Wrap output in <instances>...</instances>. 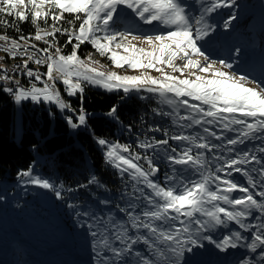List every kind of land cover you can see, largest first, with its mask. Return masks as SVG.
Listing matches in <instances>:
<instances>
[{
  "label": "snow or ice",
  "instance_id": "snow-or-ice-1",
  "mask_svg": "<svg viewBox=\"0 0 264 264\" xmlns=\"http://www.w3.org/2000/svg\"><path fill=\"white\" fill-rule=\"evenodd\" d=\"M235 6L236 0H208L197 18L188 15L182 0H0V24L5 29L11 27L19 31L15 22L26 23L29 19L35 29L34 34L20 35L18 39L0 33V50L6 53V58L26 57L23 64L13 66L11 72L0 67V82L3 83L0 91L9 94L16 105L26 101L54 105L61 114L70 113L64 115L65 123L76 130L88 127L89 117L83 106L85 84L125 95L146 91L172 106L169 115L175 114L176 127L196 126L201 130L171 135L165 130L163 139L153 136L137 144L145 150L143 154L132 153L129 145L96 138L98 145L106 149V162L121 174L129 175L134 182L135 199L144 203L139 211L131 204L129 208H120L127 213L128 226L123 220L116 221L112 217L102 219L75 201L66 204L76 217L83 219L80 226L86 228L92 238L94 264H129L128 257L138 243L152 251L149 257L135 250L136 264H187L185 253L202 247L201 240L214 244L220 251L238 248L246 239L241 231L230 232L219 241L207 234L229 223L253 233L251 242L244 246L253 253L259 249L258 264H264V179L258 185L248 167L252 163L259 164L260 168L255 171L264 177V156L258 157L247 148L237 147L264 136V76L257 79L247 73L238 74L233 71V63L212 60L204 50L215 31L206 17L218 9ZM121 8L129 10L133 23L124 30H117L114 26ZM66 14L73 19H66ZM235 19V14L230 13V19L223 23L224 29L227 30ZM76 21H80L78 27ZM136 21L161 30L137 34ZM41 22L47 27H41ZM63 23L68 27H63ZM59 37H66L63 44ZM33 40L43 42L46 47L40 48L31 43ZM85 43L101 57L107 56L114 67L154 70L160 76L153 77L147 71L139 76H122L100 70L102 66L92 60L91 54L84 58L79 55ZM68 45L72 46V51L64 54L62 48ZM233 51L239 56L241 50L235 48ZM30 61L46 65V73L29 68ZM166 68L171 71H165ZM54 71L58 76L54 77ZM17 75L40 82L42 86L32 82L24 87L16 79ZM57 80L68 97H79V106L73 107L71 100L63 98ZM180 106L185 109L184 114L179 111ZM48 114L55 113L49 111ZM106 115L119 121L115 105ZM215 126H219V134L213 130ZM148 130L162 131L159 126ZM224 132H234L235 136L226 137ZM170 140L179 143L171 146ZM212 140L220 143H212ZM161 149L165 155L160 158L169 165L163 183L154 178L161 171L155 160ZM256 151L264 153V146ZM206 154H213L215 166L210 165ZM190 173L198 178L193 179ZM236 173L246 178L245 183L235 179ZM18 175L28 178L25 183L52 191L58 200L65 199L60 190L63 185L57 188L49 179L34 176L32 168ZM99 183L92 175L78 188ZM258 186L261 190L254 194L250 188ZM75 190L69 187L67 192L71 194ZM257 195L261 199L258 200ZM254 211L257 216L253 215ZM249 218L260 219L261 223L246 224ZM129 228L135 235L129 233ZM116 242L119 247L115 246ZM237 264H252V260L241 259Z\"/></svg>",
  "mask_w": 264,
  "mask_h": 264
},
{
  "label": "rangeland",
  "instance_id": "rangeland-1",
  "mask_svg": "<svg viewBox=\"0 0 264 264\" xmlns=\"http://www.w3.org/2000/svg\"><path fill=\"white\" fill-rule=\"evenodd\" d=\"M182 2L187 6L188 15L190 17L198 18L203 11V6L207 5L208 0H182ZM221 9H218L216 12L206 17L207 22L215 28V31L211 35V39L205 45L204 50L206 55H208L212 60H227L233 63V71L238 74L247 73L251 76H255L257 79L262 78V76H264V37L257 39V35L261 36V34H264V0H236V6L229 8V11L226 14H215ZM119 11L121 12V15L117 18L122 19L123 16H129V10L121 8ZM230 13L235 14L236 19L231 22V26L226 30L223 27V23L226 19H230ZM221 17L224 18L222 19ZM239 17H244L241 21V25H245L246 28L245 33L242 32L236 38L233 34H229V29L233 28ZM123 19L126 20L127 18L123 17ZM130 20L132 19L130 18ZM132 23L133 21L124 23V25H122L123 28H115L117 30H124L126 26H129ZM159 30L161 29H158L155 25H144L142 22L136 21L137 34H153ZM33 42L36 41L33 40ZM220 45H223L221 49H219ZM138 46L145 48L148 47L146 44H139ZM235 48H239L241 50L239 56H237L233 51ZM87 56H89V54H87ZM91 58L93 61L99 62V66H102L100 67V70L106 72H116L122 76H139L144 71H147L148 75L153 77L160 76V73L154 70H132L127 66H124L123 68L114 67L107 56L101 57L97 52L91 54ZM3 60L6 59H0V67L8 68V66H4ZM165 71L170 72L171 70L166 68ZM53 75L54 77L58 76L55 71ZM174 75L179 74L174 73ZM185 76H187V73H185ZM130 95H138L142 98L154 96L156 103L154 113L164 118V122L161 124V129L163 127L164 131L166 130L169 132V135L181 131L185 134L201 131L196 126L190 129H180L176 127L173 123L175 114L169 115V113H172V106L164 103L158 95L142 91L131 92L125 96ZM190 102L196 103L195 101ZM179 111L181 114H184L185 109L183 106H180ZM160 113H164V115H161ZM116 127L118 129V135L128 134L127 127L121 122H117ZM213 130L217 131L218 134L220 132L219 126L213 127ZM21 131L22 105L15 104L14 135L19 136ZM224 135L226 137H234L235 133L224 132ZM106 140L113 144L118 142L121 145H129L132 153L140 152L143 154L145 151L144 149L137 147V144L144 140L143 138L135 137L134 141H131V138L128 137L124 142H120L116 139ZM171 141L172 140L169 141V144ZM211 142L217 143L215 140H212ZM177 144L178 142H175V145ZM100 149L105 156L106 149L101 146ZM194 151L196 150L194 149ZM148 152L151 154L152 150L149 149ZM122 154L127 155V153ZM164 155L165 153L163 149H161L159 151V156L155 157L156 163L159 165L161 171L154 178L161 183L164 182V173L169 171L167 161L160 158ZM208 160L210 164L215 166V162L212 160L211 156ZM86 162L87 169L90 174L89 178H91L92 175L96 174L95 168L88 156ZM141 163L144 162L141 161ZM36 165L37 161L35 160L30 167L33 170V175L49 179L57 188H60V185H63V188L60 190L63 191L65 199L58 200L52 191L40 188L30 183H25V181L28 180L27 177L21 178L17 175L16 177L9 176L6 178H0V241L7 240L5 244H0V247H2L1 252L5 254V248H8V259H6L5 262L0 260V264H94V254L89 252L87 255H84L80 249V247L86 243L87 236H89L87 229L80 226L84 221L83 219L76 217L74 215V210L68 208L66 204L70 201H75L80 207L89 208L102 219H107L112 216L116 221L122 220V217L120 216L121 213L127 217V213L121 212L120 208H129V205L131 204L136 211H139V209L143 207L144 202L135 199L134 182L132 179L127 173L121 174V172L112 165H110L111 168L115 171L125 188V191L118 197H115V195L107 190L101 183L90 185L88 188L83 187L85 192H79L78 187H72L77 190L69 194L67 189L70 186L64 185L62 181H56V176L54 177L42 174L41 165ZM255 169L259 168H256V166L253 165L252 167H249L256 183L259 185V181L264 179V177H261ZM190 175L193 179H195L193 173H190ZM234 176L240 183H245L246 178L242 177L239 173L234 174ZM140 186L142 187V185ZM245 186L248 185L245 184ZM250 190L255 194L261 189L258 186L256 188H250ZM235 195H240V193H235ZM256 198L258 200L261 199L258 195ZM102 201H107V203H102ZM253 215L257 216L258 213L254 211ZM126 217L124 218V223L128 226L130 222L127 221ZM245 223L259 225L261 220L249 218L245 220ZM63 230L67 234H65ZM49 231L56 234L53 239L65 235V240H72L73 243L69 242L67 247L62 248H59V245H55V249L47 256L43 253H45L48 249L44 248L46 250H43L42 254H40V256H44L41 262L36 261V256L32 255L31 251H29L30 255L23 252V250H29V243H32L31 238H35L36 236H41L43 234L49 235ZM233 231H241L242 235L246 237L244 241L240 242L238 249H235L236 251L234 250L226 253L228 250L231 251V248L227 251H220L214 244L209 243L206 240H201L200 243L202 244V247L193 249V254L195 252L198 253V256L193 260L194 263L237 264V262L241 259H251L252 264H258L256 256H259V249L257 253L251 252L245 246L244 249L241 250L242 244L251 242V238L253 236L252 232L240 229L235 223H229L227 227L215 228L207 234L211 235L214 240L219 241L223 236L228 235ZM133 232L135 231L129 228V233L131 235ZM56 243L57 242H55V244ZM184 259H187V253H185Z\"/></svg>",
  "mask_w": 264,
  "mask_h": 264
},
{
  "label": "trees",
  "instance_id": "trees-1",
  "mask_svg": "<svg viewBox=\"0 0 264 264\" xmlns=\"http://www.w3.org/2000/svg\"><path fill=\"white\" fill-rule=\"evenodd\" d=\"M123 17L122 19L117 18L114 27L118 28L125 22L132 21L129 16ZM66 19H73V17L66 14ZM15 23L19 31L11 27L5 29L0 24V32L14 37L20 35L27 37L29 34H34L35 29L30 19L26 23L19 21ZM48 23L50 24L51 21L49 20ZM79 23L80 21H76L77 27ZM41 27H47V25L41 22ZM63 27L67 28L68 24L63 23ZM65 39L66 37H59V42L63 44ZM36 43L46 46L43 42L36 41ZM71 51V45L62 48L64 54ZM95 52L91 45L85 43L81 46L79 55L83 58ZM83 102L89 117L88 127L76 130L69 128L53 106L31 108L24 104L22 131L16 138L13 129V102L0 91V178L16 177L22 170L30 168L36 160V166L41 165L42 174L56 176V181H62L64 185L70 187H78L90 177L86 162L88 156L100 183L115 197L120 196L125 191L123 183L110 164L106 162L96 138L116 139L120 142H124L128 137L131 141H134L135 137L150 139L154 136L157 139H163V127L162 131H149L148 129L156 126L161 128L164 118L154 113L156 108L154 96L144 98L138 95L125 96L120 91L108 92L86 84ZM113 105L117 107L119 121L106 115ZM49 111L55 114L49 115ZM117 122L127 127V135L117 134ZM35 126H38L37 132H34ZM175 142L172 140L170 145L176 146ZM78 191L85 192L83 187Z\"/></svg>",
  "mask_w": 264,
  "mask_h": 264
},
{
  "label": "bare ground",
  "instance_id": "bare-ground-1",
  "mask_svg": "<svg viewBox=\"0 0 264 264\" xmlns=\"http://www.w3.org/2000/svg\"><path fill=\"white\" fill-rule=\"evenodd\" d=\"M229 11V8L228 9H221L220 11H218L217 13H215V14H219V13H223V14H226L227 12ZM230 16V15H229ZM222 19L224 18V17H221ZM243 18L244 17H239V19L237 20V23L233 26V28H231V29H229L230 31V33L229 34H233L234 36H236V38L239 36V34H241L242 32L243 33H245V25H241V21L243 20ZM129 22H132V21H129ZM125 23H128V22H125ZM118 28H123L122 26H118ZM261 33H263L262 31H260ZM1 33V32H0ZM260 33V34H261ZM9 37H11V38H17L18 39V37H14V36H11V35H9V34H7ZM262 37H264V34H261V36H259V35H257V39H260V38H262ZM0 43H2V42H0ZM31 43H35V44H37L36 42H33V41H31ZM25 46H27V45H25ZM38 46L40 47V48H43V47H46V46H41V45H39L38 44ZM223 45H220L219 46V49H221V47H222ZM0 52H1V55H0V57H2V58H4V59H6V60H3L4 61V66H8V69H9V71L11 72V69L13 68V66H15V65H21V64H23V60L26 58V57H24V58H21V57H17L16 59H10V58H6V53L4 52V51H2V50H0ZM2 60V59H1ZM28 67L29 68H31V69H33L34 71H39L41 74H44V73H46V71H47V67H46V65H36L35 63H33V62H29V65H28ZM56 77V76H55ZM44 79H46V76H44L43 77ZM16 79H18L19 81H20V84L22 85V86H27V79H26V76H23V75H17L16 76ZM86 85V84H85ZM85 85H84V87H85ZM3 87V83L2 82H0V88H2ZM57 88L61 91V94H62V96H63V98L65 99V100H71V103H72V106L73 107H77V106H79V104H80V100H79V97L78 96H75V97H68L67 95H66V93L64 92V86L59 82V80H57ZM3 92V91H2ZM112 92H119V91H112ZM4 93V92H3ZM7 96H8V98L10 99V101L11 102H13V105H14V118H15V103H14V100H13V98L12 97H10V95L9 94H7V93H5ZM125 95V94H124ZM142 98V97H141ZM29 105L31 108H35V107H49V106H53L55 109H56V111L58 112V114H59V116H60V118L65 122V120H64V115H67V114H70V113H64V114H61L60 112H59V110L54 106V105H44V104H40V105H36V104H33L32 102H29V101H26V102H23L21 105H22V107H23V105ZM83 106H84V102H83ZM84 108L86 109V107L84 106ZM87 111V110H86ZM69 128H70V126H69ZM13 129H14V126H13ZM71 129V128H70ZM73 130V129H72ZM38 131V126H35L34 127V132H37ZM169 133V132H168ZM16 138L18 137V136H15ZM15 138V139H16ZM177 142V141H176ZM217 143H220V141H216ZM179 143V142H178ZM260 146H264V136H260L259 138H253L252 140H249V141H246V143L244 144V145H238L237 147L239 148V149H241V150H243V149H245V148H247V149H249L250 151H253L254 152V154L255 155H257L258 157H262V156H264V153H261V152H259V151H256V149H258ZM200 151H204V150H200ZM195 152V151H194ZM206 156H207V158L209 159V157L211 156V158H212V156H213V154H206ZM90 158V157H89ZM213 160V159H212ZM214 162H215V164L217 163L215 160H213ZM210 165H212L213 166V164H210ZM252 165L253 166H256V168H260V165L259 164H255V163H252V164H250L248 167H252ZM214 170V169H213ZM194 174V178L196 179V178H198V177H196V174L195 173H193ZM86 182H83V183H81V184H85ZM80 184V185H81ZM120 216L122 217V220L124 221V218L126 217L123 213H121L120 214ZM112 217V216H111ZM113 218V217H112ZM23 231V230H22ZM88 231V230H87ZM50 232V234L49 235H47V234H43V235H41V236H36L35 238H31V240H32V243H29V250L28 251H24L23 250V252H25V253H27L28 255H30L29 254V251H31V254L32 255H35L36 256V261L37 262H41V260L43 259V255H41L40 256V254H42V251L43 250H46V249H48V250H46V252L45 253H43V254H46V256L47 255H49V254H51V252L55 249V245H59V248H62V247H67L68 246V243L69 242H71V243H73V241L72 240H68V241H66L65 240V235H63V236H61V237H59V238H55V239H53L54 237H55V235L56 234H54V233H52L51 231H49ZM63 232L65 233V234H67L64 230H63ZM132 235H135V232H133V234ZM62 239V240H61ZM91 237L90 236H87V240H86V243H84L83 244V246H81L80 247V249L82 250V254H84V255H87L89 252H92L93 253V251H92V247H91V243H90V241H91ZM7 242V240L6 241H0V244H5ZM55 242H57L56 244H55ZM244 245L245 244H242L241 245V250L242 249H244ZM115 246H117V247H119L120 245H119V243L118 242H116V244H115ZM76 247H77V245H76ZM44 248H46V249H44ZM1 249H2V247H0V260H2L3 262H5V260L6 259H8V248L6 247L5 248V254H3L2 252H1ZM235 249H238V248H231V251L230 250H228L226 253H229V252H232V251H234ZM135 250H140L141 252H142V254H144V255H146V256H151V249H149V248H147L146 247V245H143L142 243H138V244H136L135 246H134V251H133V254L130 256V257H128V261H129V264H136V262H137V260H138V258L134 255V252H135ZM236 251V250H235ZM11 253H12V249H11ZM94 254V253H93ZM51 256V255H50ZM198 256V253L197 252H195L194 254H193V252L192 253H187V259H185V261L187 262V264H195L194 263V259L196 258ZM256 259H257V262H259V260H260V257L259 256H256Z\"/></svg>",
  "mask_w": 264,
  "mask_h": 264
},
{
  "label": "built area",
  "instance_id": "built-area-1",
  "mask_svg": "<svg viewBox=\"0 0 264 264\" xmlns=\"http://www.w3.org/2000/svg\"><path fill=\"white\" fill-rule=\"evenodd\" d=\"M26 79H27V86H24V87H28V86H30V84L32 82H35V81H30L29 78H27V77H26ZM35 83L37 84L38 87L42 86V84L40 82H35ZM9 86H11V85H9Z\"/></svg>",
  "mask_w": 264,
  "mask_h": 264
}]
</instances>
